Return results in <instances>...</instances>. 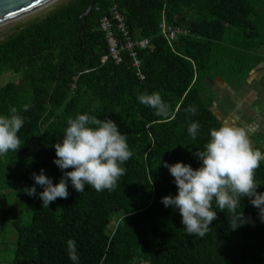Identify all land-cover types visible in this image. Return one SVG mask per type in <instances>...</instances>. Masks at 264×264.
Segmentation results:
<instances>
[{"label":"trees","instance_id":"obj_1","mask_svg":"<svg viewBox=\"0 0 264 264\" xmlns=\"http://www.w3.org/2000/svg\"><path fill=\"white\" fill-rule=\"evenodd\" d=\"M91 1L71 0L0 42V76H18L0 88V115L15 107L25 118L21 148L0 156V233L11 216L5 192L33 211L26 225L12 224L11 264H73L69 240L75 242L77 264H264V222L247 198L238 211L251 222L232 230L231 214L213 205L217 219L204 238L188 236L179 210L161 202L178 193L161 161L200 167L194 154L204 149L210 130L222 125L206 100L207 80L218 77L226 62L232 69L225 77L244 80L255 61L264 59V0H96L80 46V16ZM113 6L133 40H149L138 51L143 80L127 53L118 64L111 58L102 63L108 46L99 22ZM163 18L188 32L173 48L160 34ZM145 92H159L170 115L157 116L141 104L138 96ZM189 105L197 107L195 115L185 111ZM78 114L111 119L127 135L133 156L124 165L126 175L112 192L85 185L79 193L69 180L68 198L42 207L38 195L26 192L35 184L32 174L43 169L54 185L59 182L63 172L54 163V145ZM192 122L200 125L195 139L188 134ZM254 179L264 192V161ZM38 221L45 232L36 228Z\"/></svg>","mask_w":264,"mask_h":264},{"label":"clouds","instance_id":"obj_2","mask_svg":"<svg viewBox=\"0 0 264 264\" xmlns=\"http://www.w3.org/2000/svg\"><path fill=\"white\" fill-rule=\"evenodd\" d=\"M138 101L152 108L157 116L166 118L170 115V105L159 92H145L138 96ZM29 107L26 104L23 110L28 111ZM185 111L195 115L197 107L189 105ZM24 123L25 118L15 107L10 109L9 115H0V156L9 151L17 153L21 148L18 133ZM199 128L197 122H192L188 134L195 139ZM54 147V163L63 172L59 182L54 185L41 169L40 174H32L35 184L26 191L29 196L38 195L42 207L48 208L57 198H68L69 180L79 193L85 191V185H91L97 192L114 191L120 178L126 175L124 165L133 156L127 135L113 120H101L89 114L69 118L63 140ZM194 155L201 161V166L196 169L183 162L168 164L161 161L174 177L178 190L175 196H165L161 202L165 207L179 210L188 236L204 238L211 230L209 225L217 219L213 205L231 214L228 220L232 230L251 222L243 211H238L244 198L258 210L257 215L264 222V192L257 191L261 182L254 179L255 171L264 161V153L254 148L247 127L223 124L218 129H211L204 149ZM67 169L72 170L65 171ZM35 185L43 187V191L37 193ZM67 243L69 259L77 264L79 255L75 242L69 240Z\"/></svg>","mask_w":264,"mask_h":264},{"label":"crops","instance_id":"obj_3","mask_svg":"<svg viewBox=\"0 0 264 264\" xmlns=\"http://www.w3.org/2000/svg\"><path fill=\"white\" fill-rule=\"evenodd\" d=\"M207 84L210 109L221 124L247 127L254 148L264 153V59L255 61L244 80L218 76Z\"/></svg>","mask_w":264,"mask_h":264},{"label":"rangeland","instance_id":"obj_4","mask_svg":"<svg viewBox=\"0 0 264 264\" xmlns=\"http://www.w3.org/2000/svg\"><path fill=\"white\" fill-rule=\"evenodd\" d=\"M71 0H59L50 7L39 11L32 13L30 15H27L23 18H20L18 20H15L11 23H8L6 25H3L0 27V42L6 39L8 36L12 35L14 32H16L18 29L28 25L31 22L41 20L44 17H46L49 13L53 12L54 10L65 6L68 4ZM262 10V7L258 8V11L260 12ZM260 16L263 15L261 12L259 14ZM229 64L227 62L218 69L219 76L225 77L231 73V67H228ZM18 80V76L13 73H7L2 76H0V88L6 87L11 85L12 83H15ZM208 89V94L206 95V100L209 103V105L212 102V96L210 94V89ZM5 194L8 197L9 204L11 206V216L8 220V228L5 233H0V264H11L14 256L15 251V231L13 228V223L19 222L21 225H26L30 219H32L33 211L31 207H27L22 205L18 198L12 193V192H5ZM36 228L41 231L45 232V224L42 221H38L36 223Z\"/></svg>","mask_w":264,"mask_h":264},{"label":"built area","instance_id":"obj_5","mask_svg":"<svg viewBox=\"0 0 264 264\" xmlns=\"http://www.w3.org/2000/svg\"><path fill=\"white\" fill-rule=\"evenodd\" d=\"M159 29L160 34L166 39L171 48L174 47V43L177 41L179 35L188 33L186 30L169 26L166 24L164 18L159 25ZM99 30L103 33L108 46V56L102 58V63L111 58L118 64L122 60V54L127 53L132 61V67L136 71V75L143 80L144 75L141 73V62L138 58V51L149 47V40H133L123 18L114 6L111 8L110 15L100 20Z\"/></svg>","mask_w":264,"mask_h":264},{"label":"water","instance_id":"obj_6","mask_svg":"<svg viewBox=\"0 0 264 264\" xmlns=\"http://www.w3.org/2000/svg\"><path fill=\"white\" fill-rule=\"evenodd\" d=\"M52 0H0V27L23 18L27 15L42 10ZM96 0H92L87 10L80 16L79 44L81 46L84 39V28L86 20L95 5ZM264 53V50H260Z\"/></svg>","mask_w":264,"mask_h":264},{"label":"bare ground","instance_id":"obj_7","mask_svg":"<svg viewBox=\"0 0 264 264\" xmlns=\"http://www.w3.org/2000/svg\"><path fill=\"white\" fill-rule=\"evenodd\" d=\"M57 1H59V0H52L47 6H45L42 10H44V9H46V8H48V7H50L51 5H53L54 3H56ZM42 10H40V11H42ZM37 12H39V11H37Z\"/></svg>","mask_w":264,"mask_h":264}]
</instances>
